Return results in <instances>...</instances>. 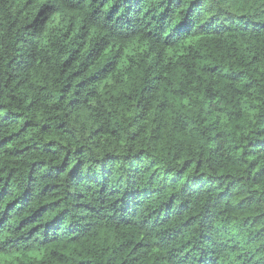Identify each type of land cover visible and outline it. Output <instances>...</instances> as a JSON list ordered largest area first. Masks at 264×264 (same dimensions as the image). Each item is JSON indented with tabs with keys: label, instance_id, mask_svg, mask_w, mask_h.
Returning a JSON list of instances; mask_svg holds the SVG:
<instances>
[{
	"label": "trees",
	"instance_id": "1",
	"mask_svg": "<svg viewBox=\"0 0 264 264\" xmlns=\"http://www.w3.org/2000/svg\"><path fill=\"white\" fill-rule=\"evenodd\" d=\"M0 264H264V0H0Z\"/></svg>",
	"mask_w": 264,
	"mask_h": 264
}]
</instances>
